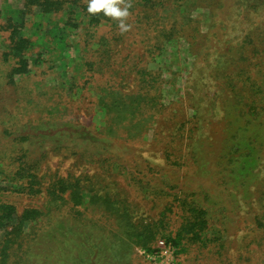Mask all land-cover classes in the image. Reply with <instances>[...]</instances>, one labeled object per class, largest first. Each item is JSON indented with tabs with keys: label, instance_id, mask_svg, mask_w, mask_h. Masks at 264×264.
<instances>
[{
	"label": "rangeland",
	"instance_id": "1",
	"mask_svg": "<svg viewBox=\"0 0 264 264\" xmlns=\"http://www.w3.org/2000/svg\"><path fill=\"white\" fill-rule=\"evenodd\" d=\"M183 1L171 0L175 5L173 8ZM22 3V0H0L1 22L5 23L10 16L13 18L17 11L20 13L24 7ZM214 3L219 25L211 27L214 17L203 6L194 8L192 5L184 21L189 19L192 26L200 23L203 33H214L220 29V24L223 25L224 17L231 14L233 22L227 30V37L239 34L240 39L231 42L236 45L252 30V47L257 53L248 64L254 61L264 67V0H214ZM174 17L173 14L167 19ZM53 27L49 15H27L24 32L36 42L29 54L31 71L25 76H16L13 83L8 76L12 61L6 56L10 51L8 31L0 26V174L14 172L31 163L40 168L45 182L59 176L79 178L91 192L101 195L109 192L119 203L128 199L134 211V221H138V217L143 221L155 220L158 210L168 200L166 196L161 198L147 191L144 188L147 183L163 187L169 182L168 188L174 192L203 187L214 190L215 200L227 206L225 213L233 219L227 223L228 232L222 234L224 239L229 236L231 239V248L223 256L190 247L176 257L174 248L165 244L161 237L153 252L139 247L132 251L126 245L125 232L108 230L102 236L110 241V247L104 243L101 251L96 250L89 257L88 250L81 248L87 235L80 230L73 238L64 224V235L58 237V249L54 248L59 255L61 248L65 250L66 255L62 256L60 264H97L98 261V264H264V258L257 260V252L262 246L250 243L255 233L240 228L242 218L259 211L258 203H254L258 191L254 196L253 190L249 199L240 190L237 194L239 200H232L213 182L224 129L229 118L233 117L230 112L236 113L239 104L232 92L225 93L214 79L209 82L210 77L202 74L201 68L208 67L209 71L221 65V60L226 59L223 52L227 51L229 43L225 45L222 41L220 49H213V64L208 66L203 64L207 61L194 62V58L188 55L183 34H176L163 45L162 55L150 65L155 71L152 76L157 78L156 82L162 80L157 98L150 99L151 102L158 99L159 108H149L150 101L135 102L128 108L130 117L118 121L117 114L104 111L107 108L99 104V99L108 96L106 101H111L112 97L108 95L111 88L121 93H132L139 88L138 69L145 61L139 56L144 50L145 26L134 23L126 31H121L119 26L112 27V22L99 26L92 39L124 35L117 45L121 52L111 58L101 57L99 53L93 55L100 46L95 42L85 50L86 40L77 35L75 29L74 34L67 33L70 38L64 57H57L48 51L54 42L46 43L43 39ZM88 53L99 61L95 68L90 66L87 69L81 64L82 56ZM36 57L45 60L42 61L44 65H36ZM133 109H136L135 113ZM86 138L94 144L93 147L75 144ZM214 148L216 153L210 157ZM260 163L253 171L258 177L264 175V159ZM0 197L12 201L19 211L29 206L48 207V198L43 193L15 192ZM77 208L81 212L82 220L77 221L81 229L96 231L98 225L112 217L120 218L114 211L106 210L105 205L92 202L89 196ZM215 231L212 235H216ZM263 252L264 249L259 254Z\"/></svg>",
	"mask_w": 264,
	"mask_h": 264
},
{
	"label": "trees",
	"instance_id": "2",
	"mask_svg": "<svg viewBox=\"0 0 264 264\" xmlns=\"http://www.w3.org/2000/svg\"><path fill=\"white\" fill-rule=\"evenodd\" d=\"M22 2L24 7L20 13L17 11L13 18L10 16L5 23L1 22L0 11V26L8 31L9 36L10 51L6 56L12 61L8 76L13 83L16 81V76L22 77L31 71L29 54L36 42L24 32L27 15H49V21L54 27L48 30V34L43 39L46 43L54 42L49 45L48 51L57 57H64L63 53L70 38L67 33L72 34L73 29L77 35H82L86 40L85 50H88L93 42L100 45L93 55L99 53L101 57L106 55L111 58L112 55L121 52L117 45L123 39V34L92 39L98 32L99 26L112 22V27H116L118 20L105 16L102 11L89 13L88 0H22ZM125 4L130 5L128 17L123 18L125 24L128 27L134 23L145 26L144 50L139 55L140 59L145 61L138 69L141 84L135 92L121 93L111 88L108 94L110 98L112 97L111 101H106L108 96H101L99 99V104L107 108L104 111L108 114L114 112L115 116L117 114L118 121L130 117L128 108L134 106L135 102L148 103L151 98V100L157 98L162 80L156 82L157 78L152 76L155 71L150 69V65L155 58L162 55L163 45H166L169 39L175 38L176 34H183L187 42L188 55L194 58V62L207 61V63L203 62L207 65L213 64L211 62L213 49L214 51L220 49L222 41L225 45L229 43L227 51L223 52L226 59L221 60V65L212 67L209 71L208 67L201 68V73H206L207 78L210 77L209 82L214 79L215 84L220 85L225 93L232 92L236 96L237 105L239 104L236 113L230 112L233 117L229 118L225 126L223 145L219 149V159L216 161L218 169L214 172L213 182L220 186L223 192H227L232 200H239L237 194L240 190L249 199L253 196V190L254 196L258 191L259 196L254 203H258L259 211L245 219L242 218L243 226L240 228L245 229L247 233H255L250 243H257L262 246L259 249L263 250L264 175L258 177L253 171L264 159V67L254 61L248 64L257 53L252 47L254 32L250 30L246 39L241 37L235 45L231 42L240 39V35L227 37V30L233 22L231 14L224 17L223 25L220 24V29L214 33H203L199 27L200 23L192 26L189 19L184 21L192 5L194 8L203 6L207 7L214 17L211 27L219 25L220 22L217 21L214 13V0H184L175 8L171 0H120L121 8ZM173 14L175 15L173 19H167ZM91 57L89 53L82 56L81 64L87 69H90V66L95 68L96 63L99 62ZM42 61L45 62L36 57L35 64L44 65ZM159 104L158 99L156 102L148 103L149 108H159ZM129 111L133 115L130 109ZM133 112L135 113L136 109H133ZM88 140L86 138L75 144L93 147L94 144ZM216 150L212 149L213 154L210 157L215 155ZM170 184L165 182L163 187H154L150 183L144 185V188L153 195L161 198L166 196L168 200L158 210V217L155 220L143 221V218L138 217V221H134V211L128 199L119 203L109 192L105 195L91 192L85 188L79 178L59 176L45 182V176L40 174V168L36 165L33 167L31 163L28 167H19L14 172L10 170L1 173L0 195L15 192L35 195L43 193L48 198V207L29 206L19 211L12 201L0 197V264H60L62 256L66 255L65 250L61 248L59 255L55 253L54 248L58 249V237L64 235L62 231L64 224L68 232L73 234V238L80 230L87 235L83 240L86 243L81 248L88 250L89 257L96 250L101 251L104 243L107 248L110 247V241L106 236H102V233L108 230L125 232L126 245L132 251L133 248L139 247L146 252H153L155 244L161 237L165 244H170L174 248L176 257L187 252L190 247L199 252L207 249L220 256L227 254L231 248L229 244L231 239L230 236L224 239L222 234L228 232L227 223L233 219L225 213L227 206L215 200L214 190L202 187L192 190L179 189L174 192L171 187L168 188ZM88 196L92 202L97 201L105 205L106 210L114 211L120 218L112 217L103 225H98L96 231L81 229L82 227L77 223L82 220L77 206L84 204ZM112 225L113 229H111ZM213 230H216L215 233L219 237L212 235ZM71 244L76 245L72 242ZM260 250L257 252L258 262L264 258V252L259 254Z\"/></svg>",
	"mask_w": 264,
	"mask_h": 264
},
{
	"label": "clouds",
	"instance_id": "3",
	"mask_svg": "<svg viewBox=\"0 0 264 264\" xmlns=\"http://www.w3.org/2000/svg\"><path fill=\"white\" fill-rule=\"evenodd\" d=\"M129 7V4H125V6L121 8L120 0H88L87 11L92 14L102 11L105 16L118 20L120 30L126 31L128 25L125 24L123 18L128 17Z\"/></svg>",
	"mask_w": 264,
	"mask_h": 264
}]
</instances>
